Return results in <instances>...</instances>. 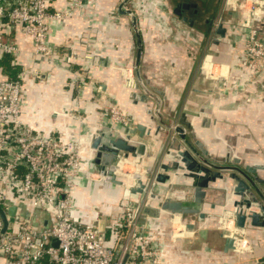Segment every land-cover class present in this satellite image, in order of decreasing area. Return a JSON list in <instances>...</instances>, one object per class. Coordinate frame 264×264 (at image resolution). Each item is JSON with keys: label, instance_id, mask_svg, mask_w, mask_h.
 <instances>
[{"label": "crops", "instance_id": "1", "mask_svg": "<svg viewBox=\"0 0 264 264\" xmlns=\"http://www.w3.org/2000/svg\"><path fill=\"white\" fill-rule=\"evenodd\" d=\"M169 1L165 0L158 14L155 13L159 19L157 23L151 18H147L146 25L137 23L142 43L139 74L162 92V95L156 94L160 101L159 111L177 108L198 113L197 118L187 119L192 118L197 136L215 150L217 156L223 157L228 151L230 157L264 165V73L245 82L246 70L237 59L241 50V15L228 5V1L233 5L230 0H188L203 11L196 18L209 19L213 28L222 17L224 37L214 40L217 36L213 29H206V21L188 23L182 20L171 12ZM146 2L151 6L156 0ZM117 4L118 0H48L49 12L70 11L66 17L47 22L49 57L32 55L30 38L17 26L10 31L18 52L14 56L7 55L8 63L17 68L16 76L25 72L20 79L21 119L41 135L60 134L78 139L82 171L93 168L89 140L98 123L104 132L120 135L136 123H147L156 109V103L150 99L132 103L128 98L127 86H132L133 82L130 80V84L124 85L120 69L132 66L134 43L129 19L117 13ZM207 7H210L208 12ZM176 27L187 34L189 39L186 40L191 44L184 47L187 55L180 59L175 57L178 47L175 50L177 38L173 30ZM157 28L161 34L156 33ZM263 29L264 15L259 25V38L264 43ZM204 53L209 54L213 62L229 66L227 81H209L197 73V64ZM31 72L38 75L32 76ZM3 78L8 76L0 64V79ZM99 85L103 86L98 89ZM111 102L131 123L123 125L108 119L104 106ZM146 109L151 110L149 115ZM202 117L209 119L206 127H199ZM133 138L130 140L133 145H145L144 154L136 156L140 174L150 172L153 175L160 158L154 161L153 157L162 142H154V135L142 138L134 135ZM258 172L264 178V168ZM102 181L76 182L72 189V216L82 223L97 219L110 244L113 227L123 218V198L136 201L139 208L143 202L138 196L129 194L124 185ZM169 183L167 192L172 196L185 194L184 197H189L178 182ZM229 198L227 193L216 190L202 204L203 220L197 221L195 215L182 216L183 223H193L194 227L189 235L180 227L181 233L175 234L185 236L179 241L169 239L166 212H161L158 218L138 212L137 223L159 249L158 264H264V260H260L264 258V226L246 224L243 228L241 233L249 244L248 252L222 251L223 237L216 217L230 209ZM174 222L182 226L179 220Z\"/></svg>", "mask_w": 264, "mask_h": 264}, {"label": "built area", "instance_id": "2", "mask_svg": "<svg viewBox=\"0 0 264 264\" xmlns=\"http://www.w3.org/2000/svg\"><path fill=\"white\" fill-rule=\"evenodd\" d=\"M237 1L234 0L233 5L227 3L235 10ZM248 1L251 3L248 8L244 7L245 3L237 5L244 7L239 23L242 33L238 61L246 70L245 82L264 73V43L257 36L259 28L255 27L264 15V1ZM47 7L48 0H0V58L18 52L10 36L15 26L30 38L32 55H51L46 42L47 22L66 17L70 11L49 12ZM205 58L206 55L198 73L205 79L227 81L229 66L210 62L209 72L205 73ZM120 73L124 85L132 79L131 67H122ZM30 74L37 76L36 72ZM23 75L25 72H19L15 79H0V206L4 211L10 204L16 207L13 221L0 233L2 264H158L159 249L137 223L140 208L136 201L123 198V218L113 227L110 244L97 219L84 223L73 219L72 189L76 182L99 179L109 182L108 176L93 168L81 170L78 139L60 134L41 135L21 119L20 79ZM104 112L111 122L131 123L112 102L104 106ZM97 129L102 130L100 123ZM120 161L131 162L127 165L132 169L124 171L130 180L124 185L128 188L138 177L137 157L116 160L110 166L116 178L119 175L114 169ZM34 211L40 213L34 214ZM173 219L172 216L168 221ZM41 220H45V227ZM180 227L183 229V224ZM180 227L173 230L170 226L169 239L175 241L185 236H173L174 232L182 230ZM224 230V236L236 234L234 241L243 240V245L248 247L244 251L250 250L240 231ZM53 239L56 246L51 244ZM234 241L232 250L241 252Z\"/></svg>", "mask_w": 264, "mask_h": 264}, {"label": "water", "instance_id": "3", "mask_svg": "<svg viewBox=\"0 0 264 264\" xmlns=\"http://www.w3.org/2000/svg\"><path fill=\"white\" fill-rule=\"evenodd\" d=\"M127 2L128 0H120L116 11L129 19L134 43V59L130 66L133 85L127 86L128 98L132 103H143L150 99L156 103V109L153 111L154 118L149 117L145 124L136 123L120 135H116L113 131L104 132L97 129L89 140V148L93 152L90 160L93 169L107 175L110 183L122 185L121 179L115 177L110 166L120 157L144 154L143 143L137 145L130 143L134 135L138 138L154 135V142H162L157 146L153 157L154 161L160 157L155 164L154 174L139 172L142 177H136L132 185L127 188L128 193L138 196L141 203L145 201L139 212L151 218H158L161 212H166L168 219L177 216L188 234L193 230L194 224L183 223L182 216L195 215L197 221L203 220L205 212L202 211V204L206 197L216 190H221L229 195L231 207L217 214L216 223L223 237L222 251L224 253L230 251L237 235L224 236L226 231L221 227V217L231 219L234 228L240 232L246 224L253 227L264 226V178L258 172L264 168V165L247 163L243 159L230 157L228 151L223 157L217 156L215 150L207 147L197 136V126L192 118H197L198 113L186 109L159 111L160 101L156 94L162 95V92L149 85L148 80L142 79L139 74L142 43L135 15L127 7ZM221 22L222 17H219L214 25L213 33L217 36L214 40L224 37L225 27ZM102 86L99 85L98 89ZM146 112L149 115L151 110L146 109ZM187 117L192 118L187 119ZM208 122L207 117L200 118L199 127H206ZM172 180L183 186L189 197H184L185 194L174 197L168 193L171 184L169 182ZM210 207L212 208L213 205L210 204ZM15 209L13 204L8 205L5 211L0 206V233L5 231L8 222L13 221ZM39 213L34 211V214ZM168 222V225L180 227L179 223ZM41 223L43 227L46 226L45 220H41ZM179 240L177 238L175 241ZM51 244L56 246V240L53 239Z\"/></svg>", "mask_w": 264, "mask_h": 264}, {"label": "rangeland", "instance_id": "4", "mask_svg": "<svg viewBox=\"0 0 264 264\" xmlns=\"http://www.w3.org/2000/svg\"><path fill=\"white\" fill-rule=\"evenodd\" d=\"M120 0H118L119 2ZM129 1L130 4H129ZM127 2V7L129 9H131L135 15V18H136V22L138 23H144V25H146V20L147 18H151V20L154 21V23H157L159 19H156V16H155V13L158 14V12L161 10L160 6L163 7V3L165 2V0H156V3L155 4H152L151 6L147 4L146 0H129ZM244 0H238L237 1V4H235V12H238L240 15L242 14V11L244 9V7H250V1L247 0V2H243ZM153 2V1H152ZM244 7H238L237 5L239 4H244ZM262 18L260 19V22H261ZM148 21V20H147ZM241 21V20H240ZM260 22L255 25V27H258L259 28V25H260ZM136 23V25H137ZM240 23V22H239ZM156 28V26H154ZM137 29H138V25H137ZM257 36L259 37V32H261V30H257ZM160 33L161 34V31L157 28L156 29V33ZM173 34L174 36L177 38V42L174 41V45H175V50L177 49L178 47V51L175 53V57L176 58H181L182 56H185L187 55L185 52L186 49L184 47L187 48V45H191L188 43V41L186 39H189L188 37L186 38L187 34H185L184 32H182V30L179 28V27H176L174 28L173 30ZM184 54V55H183ZM206 53H204L203 55H201L200 59H199V62L197 64V73H198V67L200 65V63L202 62V59L204 57ZM240 56L237 57V59H239ZM219 63L220 62H217V61H214L213 64L219 66ZM215 67V66H213ZM199 74V73H198ZM38 75V74H36ZM200 75V74H199ZM201 76V75H200ZM204 78V77H203ZM205 79V78H204ZM209 80V79H207ZM210 81V80H209ZM264 89V87H263ZM264 93V92H263ZM177 109V108H176ZM178 110V109H177ZM132 168L130 166H127V170H131ZM169 223V222H168ZM171 225H169L170 227ZM173 230L177 229V226L173 225ZM171 232V229L170 231ZM247 245L249 246L248 242H247ZM248 252V251H247Z\"/></svg>", "mask_w": 264, "mask_h": 264}, {"label": "bare ground", "instance_id": "5", "mask_svg": "<svg viewBox=\"0 0 264 264\" xmlns=\"http://www.w3.org/2000/svg\"><path fill=\"white\" fill-rule=\"evenodd\" d=\"M230 1H231L232 4L234 3L233 2L234 0H230ZM210 62H213V60L211 59V56L209 54H207L206 58L204 60V63H203V71L205 73L209 72V64H210ZM223 65H226V64H223ZM221 72H223V71H221ZM128 83L130 84L131 82H128ZM127 163H131V162L120 161L118 166L114 169L115 173H117L119 175V178L122 180V184L123 185L127 184L128 181H129L128 176H125V172H124L125 169H127V166H128ZM136 175L141 178V175L139 173H137ZM98 181H102V179L98 180ZM106 184H107V182H106ZM174 220H178V217L175 216V218L173 219V222H174ZM221 220H222V226L221 227L227 229L228 231L236 230L235 228L233 229L234 226L232 224L231 219H227L226 220L225 217H221ZM179 222L182 223L180 220H179ZM175 233H179L180 234L181 231L180 232L179 231L174 232L173 236H175V237H182L183 236V235L182 236H178V234H175ZM189 234H190L189 232H188V234L186 233V235H189ZM234 245H235V247H236V249L238 251H244V250L248 249L247 246L243 245V240L242 241L241 240L240 241L235 240L234 241Z\"/></svg>", "mask_w": 264, "mask_h": 264}, {"label": "flooded vegetation", "instance_id": "6", "mask_svg": "<svg viewBox=\"0 0 264 264\" xmlns=\"http://www.w3.org/2000/svg\"><path fill=\"white\" fill-rule=\"evenodd\" d=\"M217 1V0H216ZM170 10L171 12L178 16L179 18H181L182 20L187 21L188 23H191L196 20V21H206L207 23V30L209 29H213V24L212 21H210L209 19H203L201 17L196 18L197 16H199L200 14H202L203 11H201L200 9H198L197 7L194 6V4H192L191 2H189L188 0H170ZM208 9V10H207ZM206 11L208 12L210 7H207ZM212 11V10H211ZM210 11V12H211ZM206 14V13H205ZM213 15V11L211 12L210 16ZM212 17H210L211 19ZM234 229V227H233Z\"/></svg>", "mask_w": 264, "mask_h": 264}, {"label": "trees", "instance_id": "7", "mask_svg": "<svg viewBox=\"0 0 264 264\" xmlns=\"http://www.w3.org/2000/svg\"><path fill=\"white\" fill-rule=\"evenodd\" d=\"M0 64L3 65V68L8 76V79H15L17 68L15 66H11L8 63V56L6 55L2 56V59L0 60Z\"/></svg>", "mask_w": 264, "mask_h": 264}]
</instances>
